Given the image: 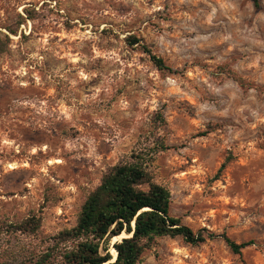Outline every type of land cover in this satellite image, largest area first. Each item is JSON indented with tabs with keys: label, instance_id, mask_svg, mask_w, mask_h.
Instances as JSON below:
<instances>
[{
	"label": "rangeland",
	"instance_id": "374dc122",
	"mask_svg": "<svg viewBox=\"0 0 264 264\" xmlns=\"http://www.w3.org/2000/svg\"><path fill=\"white\" fill-rule=\"evenodd\" d=\"M0 32V264H31L109 167L157 139L170 214L252 244L163 237L138 264H264V0H0ZM33 215L35 235L3 225Z\"/></svg>",
	"mask_w": 264,
	"mask_h": 264
},
{
	"label": "trees",
	"instance_id": "16d2710c",
	"mask_svg": "<svg viewBox=\"0 0 264 264\" xmlns=\"http://www.w3.org/2000/svg\"><path fill=\"white\" fill-rule=\"evenodd\" d=\"M262 1L251 0L256 9ZM2 28L17 34L16 28ZM4 36L5 39L0 36V54L6 52L10 42L8 35ZM127 42L148 54L158 70L170 71L164 60L136 36H129ZM157 120L164 122L161 116ZM167 149L161 139L150 144L141 141L129 156L109 167L82 204L75 226L48 237L46 249L31 264H138L156 239L163 237H179L191 246L221 238L234 254L240 255L251 241L236 243L226 235L194 232L170 214L171 193L155 181L150 169L155 155ZM225 166L222 164L218 174ZM3 225L10 234L35 235L41 219L33 215L14 223L5 221Z\"/></svg>",
	"mask_w": 264,
	"mask_h": 264
},
{
	"label": "water",
	"instance_id": "95a60500",
	"mask_svg": "<svg viewBox=\"0 0 264 264\" xmlns=\"http://www.w3.org/2000/svg\"><path fill=\"white\" fill-rule=\"evenodd\" d=\"M124 238V237H123ZM112 249H114V248H112ZM114 251H115V249H114ZM116 252V251H115ZM116 255H117V253H116ZM116 260V256L114 257V260H113V262Z\"/></svg>",
	"mask_w": 264,
	"mask_h": 264
}]
</instances>
